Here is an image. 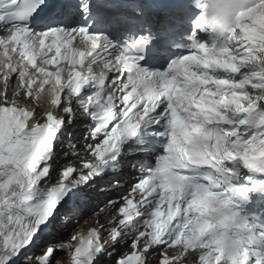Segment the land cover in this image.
Wrapping results in <instances>:
<instances>
[{
	"label": "snow or ice",
	"instance_id": "1",
	"mask_svg": "<svg viewBox=\"0 0 264 264\" xmlns=\"http://www.w3.org/2000/svg\"><path fill=\"white\" fill-rule=\"evenodd\" d=\"M194 3L0 0V264H264V0Z\"/></svg>",
	"mask_w": 264,
	"mask_h": 264
},
{
	"label": "clouds",
	"instance_id": "2",
	"mask_svg": "<svg viewBox=\"0 0 264 264\" xmlns=\"http://www.w3.org/2000/svg\"><path fill=\"white\" fill-rule=\"evenodd\" d=\"M246 3L247 0H195L197 26L210 38L219 41Z\"/></svg>",
	"mask_w": 264,
	"mask_h": 264
}]
</instances>
